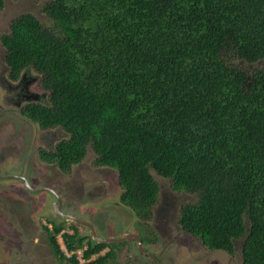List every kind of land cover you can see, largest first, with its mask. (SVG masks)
Returning a JSON list of instances; mask_svg holds the SVG:
<instances>
[{"label": "trees", "instance_id": "obj_1", "mask_svg": "<svg viewBox=\"0 0 264 264\" xmlns=\"http://www.w3.org/2000/svg\"><path fill=\"white\" fill-rule=\"evenodd\" d=\"M42 10L46 26L22 13L0 37L9 77L34 70L46 97L21 113L66 134L39 157L69 172L90 148L140 217L158 200L153 173L168 178L197 196L180 206L181 230L230 255L243 238L242 264H264V69L246 67L264 59V0H47ZM61 228L48 237L60 264L112 256L89 240L82 257H98L80 263L85 237L62 232L65 256Z\"/></svg>", "mask_w": 264, "mask_h": 264}, {"label": "rangeland", "instance_id": "obj_2", "mask_svg": "<svg viewBox=\"0 0 264 264\" xmlns=\"http://www.w3.org/2000/svg\"><path fill=\"white\" fill-rule=\"evenodd\" d=\"M46 2L47 0H4V6L0 11V37L2 34L8 33L11 21L22 13L35 15L46 26L49 18L42 10ZM4 57L5 50L0 42V80L5 78V81H3L8 86ZM246 67L250 71L264 69V59L247 63ZM29 72L31 76H35L34 70L30 69ZM36 82V85L33 86L35 93L43 96L44 92L40 88L37 78ZM1 94H3L2 90H0V171H14L15 173H19L20 167L16 166L19 160L22 162L25 160L22 163V167L30 164V167L33 168L34 162H37L40 166L35 167L36 170H29V165L26 167L27 175L31 173L30 176L35 180H31V184L54 187L51 183H55L57 190L64 195V198L67 201H73L74 204H80L81 202L83 204H85L84 202L89 203L90 201L97 200L103 193H107V200L109 201L104 209L108 214L107 220L103 222V227L112 226L111 223L114 224L112 227H115L114 222H117L119 218H121L122 222H132V224L134 222V232H139L143 235L144 241H142L145 247L148 251L156 255L158 264H242L241 246L243 238L235 241V252L233 255H230L225 251L208 249L198 238L180 229L178 225L180 206L186 202L195 201L197 196L186 192H176L172 189L171 182L168 178H163L155 172L153 173L159 186L157 203L153 206L150 215L142 218L137 216L134 221L132 212L115 207V205L118 206L116 202L119 201V196L122 191L118 183L117 171L112 168L94 165L93 160L95 159V154L90 148L87 150L85 159L80 164L73 166L69 174L63 173L58 168H55L54 165L41 164V161L35 156L36 148L45 147L43 140L51 142L58 136H61L60 138L64 137L66 135L65 132L63 133L58 127L55 131H40L37 124L19 115L20 109L14 107L13 103L10 105L2 103ZM28 137L30 138L31 148L33 150L30 157L27 155V160L25 153L21 151V146L17 143ZM19 151L21 152L18 155ZM4 154H7L6 159L3 158ZM35 173L43 175L42 181H38L40 179L38 176H35ZM44 179L45 181H43ZM110 198H113V201ZM82 207L84 206L74 205V211L70 210V213L87 219L99 231L101 229L100 221L98 223L94 219L77 212ZM20 212L21 210H19L17 215L21 218L24 213L25 217L22 220L26 226H29L27 229L28 242L26 245L21 246L19 250L22 251L23 255L16 253L15 258L18 260L17 263H14L11 261L13 258H7L8 253L1 249L0 264H60L57 258L54 257L48 241V237L53 234V230L51 229L48 235H46L44 230L39 232V225L42 224L50 227L49 222H46L44 217L40 218L38 232L35 233L37 226L35 225L33 215L31 219H28L27 213L22 212L20 214ZM20 218L17 224L23 227V222L20 221ZM100 218L102 219L103 216L100 215ZM12 220L9 221L12 222ZM15 220L14 223L16 222ZM50 223H54V221ZM56 223L60 224L63 232H72L73 224L58 220ZM106 232L108 233L103 234L104 236L111 235V232L119 233L120 230L116 231L115 228H111L110 231ZM61 233L56 235V240L61 245L64 255L70 256L72 252L67 251L64 247ZM79 233L88 234L85 230H79ZM86 242L87 239H84L74 251L80 263H86L98 257L94 255L90 260H84L82 251L86 246ZM7 244H11V242H7ZM106 251H108L107 247L99 255H103ZM106 264H151V261L139 251L135 241H126L125 244L113 248V254Z\"/></svg>", "mask_w": 264, "mask_h": 264}, {"label": "flooded vegetation", "instance_id": "obj_3", "mask_svg": "<svg viewBox=\"0 0 264 264\" xmlns=\"http://www.w3.org/2000/svg\"><path fill=\"white\" fill-rule=\"evenodd\" d=\"M4 50H5V48H4ZM4 62H5L4 65H5L6 70H7V78L8 79H6V80H8V86H7V83L6 84L4 83L5 78L0 80V90L3 91V94H1L2 103H7L8 105L13 103L14 107L20 109L19 115L24 117V115L21 113L22 108L26 104H28L29 102L34 101V99L32 97H33V94L35 93V88H33V86L36 85V83H37L36 82V76H34V75L31 76V73H29L28 71H23L21 76L17 80H13L8 75V71L10 70V67L6 64L5 57H4ZM41 96L42 95H40V97L35 101H38V102L42 101L43 102L44 101L43 98H45V94L43 93V96L42 97ZM56 129H57V127L45 129V130L40 128V131H42V132L49 131L50 132L51 130L55 131ZM60 130L64 133V131L61 128H60ZM43 137H44V135H43ZM60 137L61 136H58L56 138L53 137L55 140L53 139L51 142L43 140V144L45 145V147L36 148L35 156L37 157V159L39 161H41V164L54 165L55 168H58L60 171H62V169L59 167V163L57 161L43 160L39 157V153L42 149H46V150L51 152L55 148L57 141L63 138V137L62 138H60ZM18 142L19 143H17V144H19L21 146V151L23 153H25V157L27 158V155L30 157V154L33 150L31 148L32 145L30 144V138L28 137L25 140H20ZM21 151L18 152V155L20 154ZM86 155H87V153H86ZM86 155H85V157H86ZM6 156H7V154H4L3 158L6 159ZM85 157H84V159H85ZM27 160H28V158H27ZM23 162H25V160ZM23 162L21 160H19L16 163V166L20 167L19 173H15L14 171H8V172L0 171V254H1V249H3L6 253H8L7 258H13L11 261L14 263L15 262L17 263V260H18L17 258H15L16 253L18 255H23L22 251H19V250H20L21 246L26 245V243L28 242L27 241L28 240L27 229L29 228V226H26L22 220L25 217L24 213H23L21 218L17 215L19 210H21L20 214L22 212L27 213L28 219H31L32 215H33V217L35 218L34 219V221L36 223L35 225L37 226L35 233L38 232L39 220L42 217H44L46 219V222H49V225H51L50 227L42 225V224L39 225V232L44 230L46 235H48V233H47L48 231H50L51 229L53 230L54 225H60V224L56 223L57 220L62 221V222L65 221V222L73 224L72 232L69 234L77 233L78 236H84L85 237L84 239H87V241L90 240L91 242H93L94 245L106 243L108 245L105 246L104 248L107 247L108 250H110L112 252V254H113V248L114 247H119V245L125 244L126 241H135V240H130V239L123 240L124 235L127 232L130 234L135 233L134 232V222H133V224H132V222H127V223L122 222L121 218H119V220L117 222H114L115 227H112V226H114L113 223H111L112 226L103 227V222L105 220H107V214H108L107 212H105V209H104L106 204L109 201V200H107V198H108L107 193L106 194L103 193L95 201H90L89 203L84 202L85 204H83L82 202L80 204H74L73 201H67L64 198V195L62 193H60L59 190H57L55 183H51L52 185H54V187H50L48 185H40V184L32 185L31 180H34V178L30 176L31 173H28V175H27V170H26V167H28V165L30 167V164H27V165L22 167ZM34 163H35L34 167L33 168L30 167L29 170H31V171L36 170L35 167L40 166L39 164H37V162H34ZM78 164H80V162L73 164L70 168V171H71L73 166L78 165ZM100 167H107V166H100ZM108 168H110V167H108ZM70 171L69 172L62 171V172L65 174H69ZM35 176L36 177L38 176V178L40 179L38 181H42L41 179L43 178V175H38L37 173H35ZM43 181H45V179ZM118 183H119V181H118ZM110 200L113 201V198H110ZM116 204L119 207L116 205H115V207L122 208L124 211L128 210V211L132 212V214L134 216V221H135V218L137 216H139V215H136V213L131 208H129L125 204L121 203L120 200L117 201ZM74 205L84 206L80 209V211H77V212L81 213L84 216H88L97 222L100 221L101 222V225H100L101 229H99V231H97L95 229L94 225L92 223H90L87 219L80 218L78 216H75V214L70 213V210L74 211ZM123 207H125V208H123ZM32 209H33V211H32ZM152 209H153V207H152ZM100 215L103 216L102 219L100 218ZM68 216L76 217L83 222L89 223L90 225L93 226L94 233L91 231V228L89 226L82 225L77 221L66 219V217H68ZM38 217H39V219H38ZM97 217H98V219H97ZM19 218H20V221L23 222L22 223L23 227H20L17 224L18 223L17 221ZM14 219H16L15 220L16 224L14 223ZM9 220H12V222H10ZM53 221H54V223H50ZM17 226H18V228H16ZM106 228H108V229L104 230ZM111 228H115L116 231L120 230V232L119 233L111 232L110 233L111 235L104 236L103 234L108 233L106 231H110ZM79 230L80 231L85 230V232H87L88 234H80ZM61 232H63V231H61ZM137 233L140 235V237L141 236L143 237L142 234H140L139 232H137ZM188 234H190V233H188ZM117 235H119V236H117ZM191 235H193V234H191ZM143 239H144V237L142 238V240ZM7 242H11V244H7ZM112 243H114V244H112ZM2 245L6 246V248H4V246H2ZM143 247L146 251H148L147 248L145 247L144 243H143ZM139 251H140V249H139ZM9 252H10V257H9ZM140 252L143 255H145L147 258H149V260L151 261V264H154V261L150 255L145 254L142 251H140ZM148 252H150V251H148ZM150 253H152L155 256L156 264H158L156 255L153 252H150Z\"/></svg>", "mask_w": 264, "mask_h": 264}, {"label": "water", "instance_id": "obj_4", "mask_svg": "<svg viewBox=\"0 0 264 264\" xmlns=\"http://www.w3.org/2000/svg\"><path fill=\"white\" fill-rule=\"evenodd\" d=\"M39 97H40V95H39L38 93H34L32 98H33L34 100H37ZM29 98H30V97H29ZM66 219L73 220V221H77V222H79L80 224L85 225V226L87 225V226H89V227L91 228V231L94 233L93 226L90 225L89 223H87V222H83V221L79 220L78 218H76V217H72V216H68V217H66ZM127 239L135 240V242L137 243V246H138V248L140 249V251H142V252L145 253V254L150 255V256L152 257L153 261H154V264H156V258H155V256H154L152 253H150V252H148V251H146V250L144 249L142 238L140 237V235H139L138 233L130 234V233L127 232V233L124 235L123 240H127ZM117 240H118V239H117Z\"/></svg>", "mask_w": 264, "mask_h": 264}, {"label": "clouds", "instance_id": "obj_5", "mask_svg": "<svg viewBox=\"0 0 264 264\" xmlns=\"http://www.w3.org/2000/svg\"><path fill=\"white\" fill-rule=\"evenodd\" d=\"M65 247V246H64Z\"/></svg>", "mask_w": 264, "mask_h": 264}]
</instances>
